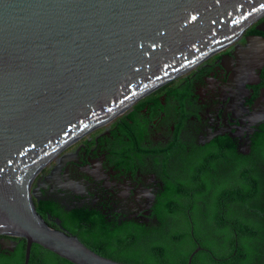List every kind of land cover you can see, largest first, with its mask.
I'll return each mask as SVG.
<instances>
[{"label": "water", "instance_id": "obj_1", "mask_svg": "<svg viewBox=\"0 0 264 264\" xmlns=\"http://www.w3.org/2000/svg\"><path fill=\"white\" fill-rule=\"evenodd\" d=\"M263 11L264 0H0V235L25 240L23 264L33 244L71 264H126L49 227L34 177Z\"/></svg>", "mask_w": 264, "mask_h": 264}, {"label": "flooded vegetation", "instance_id": "obj_2", "mask_svg": "<svg viewBox=\"0 0 264 264\" xmlns=\"http://www.w3.org/2000/svg\"><path fill=\"white\" fill-rule=\"evenodd\" d=\"M129 127H136L134 138ZM241 165L249 167L252 197L263 195L264 11L196 67L65 147L30 189L35 209L42 206L57 229L68 232L76 211L126 229L156 222L162 171L171 169L172 183L203 185ZM228 182L225 199L236 202V183ZM257 217L264 221V212ZM21 240L0 235V251L13 255Z\"/></svg>", "mask_w": 264, "mask_h": 264}, {"label": "trees", "instance_id": "obj_3", "mask_svg": "<svg viewBox=\"0 0 264 264\" xmlns=\"http://www.w3.org/2000/svg\"><path fill=\"white\" fill-rule=\"evenodd\" d=\"M152 98L149 96L143 102ZM127 130L132 136L136 127ZM249 171V167L241 165L230 176L199 185L181 184L179 178L172 183L169 177L175 176L171 169H166L162 171L166 195L155 207L154 224L144 226L135 222L126 229H118L103 218L87 217L76 211L65 226L69 234L77 236L96 254L126 264H187L196 249L191 264H264V232H260L264 231V221L257 217L264 212V193L252 197ZM260 175L257 169V181L263 179H259ZM228 179L236 183V202L225 199L231 187ZM259 184L262 192L263 186ZM44 210L36 206L46 224L57 229ZM25 245V240H21L13 255L0 251V264H23ZM28 264L71 263L33 244Z\"/></svg>", "mask_w": 264, "mask_h": 264}]
</instances>
